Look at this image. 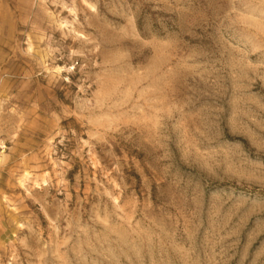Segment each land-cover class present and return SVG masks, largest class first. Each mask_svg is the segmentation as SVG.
I'll return each instance as SVG.
<instances>
[{
  "label": "rangeland",
  "instance_id": "374dc122",
  "mask_svg": "<svg viewBox=\"0 0 264 264\" xmlns=\"http://www.w3.org/2000/svg\"><path fill=\"white\" fill-rule=\"evenodd\" d=\"M0 264H264V0H0Z\"/></svg>",
  "mask_w": 264,
  "mask_h": 264
}]
</instances>
